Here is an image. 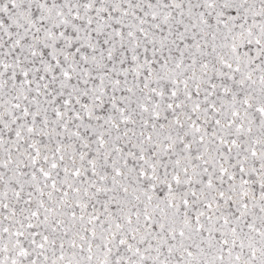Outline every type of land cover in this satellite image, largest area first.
<instances>
[{"label":"snow or ice","instance_id":"6c2138e0","mask_svg":"<svg viewBox=\"0 0 264 264\" xmlns=\"http://www.w3.org/2000/svg\"><path fill=\"white\" fill-rule=\"evenodd\" d=\"M0 264H264V0H0Z\"/></svg>","mask_w":264,"mask_h":264}]
</instances>
